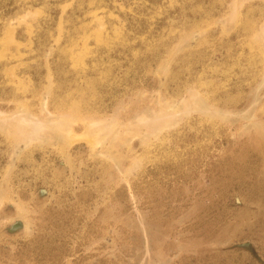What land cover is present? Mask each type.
<instances>
[{
	"label": "rangeland",
	"instance_id": "rangeland-1",
	"mask_svg": "<svg viewBox=\"0 0 264 264\" xmlns=\"http://www.w3.org/2000/svg\"><path fill=\"white\" fill-rule=\"evenodd\" d=\"M0 264H264V0H0Z\"/></svg>",
	"mask_w": 264,
	"mask_h": 264
},
{
	"label": "flooded vegetation",
	"instance_id": "flooded-vegetation-1",
	"mask_svg": "<svg viewBox=\"0 0 264 264\" xmlns=\"http://www.w3.org/2000/svg\"><path fill=\"white\" fill-rule=\"evenodd\" d=\"M62 164L63 165H61V166L65 165L64 162ZM47 195H48V191H47L46 188H40L38 190L37 196L39 197V199H44L45 197H47ZM18 221H20L22 223L21 226L19 224H16ZM24 227H25L24 220L16 219V220L12 221L8 226H6L5 231L9 235H15L16 233H18L22 229H24ZM239 245H241V246H249V242H243V243H241Z\"/></svg>",
	"mask_w": 264,
	"mask_h": 264
},
{
	"label": "water",
	"instance_id": "water-1",
	"mask_svg": "<svg viewBox=\"0 0 264 264\" xmlns=\"http://www.w3.org/2000/svg\"><path fill=\"white\" fill-rule=\"evenodd\" d=\"M16 224H19L21 226L22 223L20 221H18Z\"/></svg>",
	"mask_w": 264,
	"mask_h": 264
},
{
	"label": "bare ground",
	"instance_id": "bare-ground-1",
	"mask_svg": "<svg viewBox=\"0 0 264 264\" xmlns=\"http://www.w3.org/2000/svg\"><path fill=\"white\" fill-rule=\"evenodd\" d=\"M49 103V102H48Z\"/></svg>",
	"mask_w": 264,
	"mask_h": 264
}]
</instances>
